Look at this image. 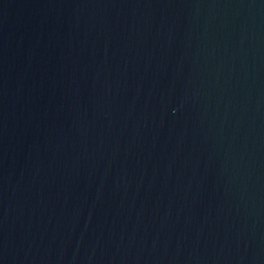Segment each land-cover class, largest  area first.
Wrapping results in <instances>:
<instances>
[{
    "label": "water",
    "instance_id": "95a60500",
    "mask_svg": "<svg viewBox=\"0 0 264 264\" xmlns=\"http://www.w3.org/2000/svg\"><path fill=\"white\" fill-rule=\"evenodd\" d=\"M0 264H264V0H0Z\"/></svg>",
    "mask_w": 264,
    "mask_h": 264
}]
</instances>
